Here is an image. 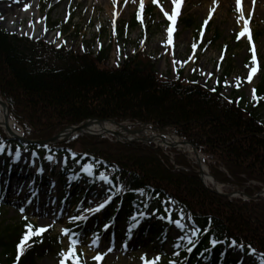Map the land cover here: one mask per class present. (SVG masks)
<instances>
[{
	"label": "trees",
	"instance_id": "obj_1",
	"mask_svg": "<svg viewBox=\"0 0 264 264\" xmlns=\"http://www.w3.org/2000/svg\"><path fill=\"white\" fill-rule=\"evenodd\" d=\"M109 53L100 49L97 54H74L44 41L19 38L0 27V94L7 99L12 115L25 129L27 138L49 139L89 117L169 124L207 155L210 172L220 182L237 185L249 196L264 187V76L255 88L256 97L262 99L249 101L237 92L229 97L223 95L219 85L213 91L193 80L185 83L182 78L163 80L149 61L133 67L126 62L117 68H107ZM93 143L110 151L100 150ZM52 149L68 157L75 153V159L81 161L82 166L89 164L93 157V165L99 172L116 168L118 203L113 205V210L108 209L92 220L72 222L71 229L80 236L96 233L105 236V226L112 225L113 219L118 218L133 228L144 222L141 229L144 236L163 239L165 227L154 221L153 215L146 218L145 211L157 202L153 213L166 217L171 214L173 219H179L181 207L175 212L166 210V204L174 200L189 207L192 224L194 221L203 233L193 253H187L184 248L176 249L180 255L171 259L176 264L181 261L184 264H241L232 257L229 245L213 248L211 238L235 239L247 249L248 245L256 246L264 254L263 197L230 199L211 192L201 181L183 191L179 186L182 178L188 181L199 177L192 171H173L168 155L137 142H111L103 136L79 135ZM176 158L177 165L187 166L181 153ZM162 160L174 180L168 184L171 189H166L167 181L159 183L158 175L153 172L156 167H150L157 164L162 167ZM120 185L125 186L123 192L119 191ZM140 188L148 190L147 200H135ZM126 190L130 191L123 195ZM194 196L203 198L204 204L196 207ZM5 223L0 224L3 250L0 264H16L18 245L27 232L26 225L35 224L31 221L18 225ZM63 237L49 233L33 236L19 264H38L37 258L54 251ZM159 264H169V260L164 258Z\"/></svg>",
	"mask_w": 264,
	"mask_h": 264
},
{
	"label": "rangeland",
	"instance_id": "obj_2",
	"mask_svg": "<svg viewBox=\"0 0 264 264\" xmlns=\"http://www.w3.org/2000/svg\"><path fill=\"white\" fill-rule=\"evenodd\" d=\"M38 1L36 5L38 10L33 15L36 13L39 16V31L41 34L37 37L21 34V37L44 41L49 46L61 47L80 55L86 53L95 54L100 49L107 50L110 52L109 61L105 65L107 68H116L126 62H129L130 66L133 67L141 62L147 64L149 61L156 69L158 77L163 80L174 81L182 78L184 83L193 80L210 89L218 85L217 81H219L221 88H223V95L229 97L237 92V94H243V97L249 101L254 100L252 90L264 76V8H261L262 6L264 7V0H255L254 6L252 0H243L244 17L248 19L250 16L249 27L253 38L251 43L246 36L239 35L244 27V22L239 19L240 13L235 10L237 7L236 0H215V3H213V0H184L181 15L177 18L175 30L172 33V43L168 42V28L171 22L164 16L161 8L154 4L152 0L144 2L142 20L138 15L140 0H106L107 2L109 1L108 4L111 9L118 5L120 10L117 11L114 9L111 11L107 10L104 6L105 0ZM158 2L169 13L175 7L172 0H158ZM8 4H11V0H0V27L4 30H6L4 24L8 22L7 18H4V10ZM206 20L207 23L205 24ZM34 21L35 18L24 16L19 19V22L15 21L14 25L25 29L32 25ZM12 34L18 36L17 33ZM193 44L196 45L195 49L192 47ZM252 44L256 46L260 71L249 82L247 76L253 66L251 64ZM238 84L240 85L239 87H237ZM0 96L2 97V95ZM167 105L170 106V102ZM13 121L15 120L13 119ZM123 121L128 124H149L150 129H152L150 130L151 133L157 131L166 136V132H172L176 136H181L169 124L164 125L151 121H130L128 119ZM15 125L20 132L21 129L17 124ZM153 126L157 127V130H153ZM134 127L136 128L137 125H134ZM138 127H141V125ZM145 133L148 134L146 131ZM15 138L17 137L10 139L14 140ZM108 140L111 142L116 141L114 137H108ZM189 141L193 143L191 140ZM137 143L148 145L154 150H160L166 157L168 155L173 171L178 172L181 170V172L185 171L188 173L192 171L199 177V180L197 178H189L188 181L182 178L179 186H182L183 191L189 190L190 187L193 188L194 184L200 183L199 181L205 186L203 183L204 179L199 174L200 167L190 154L181 151L179 148H171L167 145L159 146L156 141L149 144ZM193 144L198 150L197 145ZM23 145L25 146L27 143ZM93 145L100 150L110 151L102 145L95 143ZM19 152L21 156L16 163L15 169L12 170L9 190L6 192L7 198L10 196L14 198L17 195L18 199L16 198L15 201L8 199V204H5L2 199L3 202H0V224L6 221V225L7 223L18 225L31 221L37 227L52 225L49 228L51 229L49 234L56 236L57 234L61 235L65 228L72 227L73 224L69 220L71 216L85 215L90 219L93 215H104L108 209L113 210V206L109 204L108 207L98 213L93 214L89 211L90 208L98 207L99 204L104 203L109 198L106 192L108 193L109 189L113 190L114 188H112V185L110 188V185L101 181L99 177L95 179V170L91 176L82 174L81 176L75 175L71 179H66L67 176L59 175L61 170H66L64 169L65 160L62 156L56 158V161H54L55 166H53L54 171L51 172L52 161L47 159L46 156L42 157L38 153L35 155L33 150L26 147L19 150ZM178 153H181L186 158L187 166L176 164ZM199 153L203 163L207 164V155L201 151ZM8 154L6 151L0 154L3 155L0 158V168L3 165L2 161L6 158V160L10 159L7 156ZM12 158L13 160L16 159L15 154L12 155ZM94 160L92 159V161ZM161 162L163 164L162 167H158L161 166L159 164L150 167L152 169L156 167L153 172L158 175L159 178L157 180H159V183L167 181L168 183L166 182L167 186L165 187L166 189H171L168 184L169 182L173 183L174 180L169 176L170 168L164 165V160ZM25 163L27 164L24 165ZM41 163H43L42 166ZM165 167L167 168L163 169ZM69 168L74 173L79 171L76 163H69L67 169ZM39 171L43 175L41 178H48L46 181L48 184H45L43 188L40 186L37 190L36 185L38 186L39 183L36 181V176ZM157 171L159 174H157ZM4 172L5 170H2V173ZM105 174L113 178L114 170L107 168ZM210 174L213 175L212 172ZM213 176L222 188V192L227 193V198L231 199L242 195L244 200L250 199L249 195L242 192L244 190L240 191L235 185L220 182L215 175ZM157 180L153 179L152 181L156 182ZM90 183H95L93 186L95 187L94 192L89 188ZM114 184L116 185V183ZM20 185H22V188L18 189ZM70 187H74L73 189L80 190V192L81 189H84L82 191L87 192L88 197L82 199L84 202L82 201L81 205L76 199L65 203L66 199L64 198L69 196ZM205 187L207 188V186ZM146 191L148 190H142L138 197L145 199L147 196ZM262 191H264V187L258 190V192ZM38 193L41 195L35 204H29V207L25 208L24 201L27 197L24 198V195H38ZM184 196L187 197L188 195L184 194ZM261 197L264 198V195ZM41 199L44 200L43 203H39ZM194 200L196 207L204 204L203 198L194 196ZM172 202L169 203V207L171 209L173 207H176V209L181 207L184 214L183 222L191 227L193 214L189 211V207L187 205H179L174 200ZM157 204L155 203L152 207ZM21 207L24 208V213L19 211ZM152 207L148 209V213L153 212ZM39 208H47L48 213L46 215L36 214V209ZM25 216L27 219L24 218ZM162 217L158 213L154 221L161 225L168 224V227L164 230L166 234L163 239L159 240L155 236L152 239L151 236H144L138 231L132 232L133 235L129 237L130 239L126 238L128 226L125 223L119 224L118 220L116 222L117 225H114L113 231L115 230V232L113 234L109 232L108 238L101 239L100 248L92 246L94 236L91 234L81 239V243L77 246V252L82 256L86 264H97L93 257L96 256L97 252L107 251L108 247H112L113 250L104 256L100 264H143L142 255L148 259L159 256V262L164 258L169 261L175 259L173 258V253L176 249L173 245L177 242L178 236L185 235L187 229L182 231L174 224L167 223V220L165 218L162 219ZM187 234L191 235L190 232H187ZM114 235L115 239L112 240L111 238ZM147 239L148 241L144 242ZM125 243L127 244L126 248L124 247ZM180 243L186 244V241H180ZM69 247L70 240L68 237H63L55 246L54 251L37 258L38 264H60V252L67 251ZM251 248L257 250L255 257H253L252 253H246V249L242 250L239 247L228 248V250L232 257L242 264H260L262 251L257 249L256 246H251ZM2 251L0 248V256ZM67 264H71V261H68Z\"/></svg>",
	"mask_w": 264,
	"mask_h": 264
},
{
	"label": "snow or ice",
	"instance_id": "obj_3",
	"mask_svg": "<svg viewBox=\"0 0 264 264\" xmlns=\"http://www.w3.org/2000/svg\"><path fill=\"white\" fill-rule=\"evenodd\" d=\"M152 2L154 4H157V6L161 8V11L163 12L164 16L171 22L170 27L168 28V34H169L168 35V42L172 43V33L175 30L177 18L181 15V8H182V5L184 3V0H172V3L175 5V7L172 9L171 13H169L168 11H165L163 6L159 4L158 0H152ZM213 3H215V0H213ZM252 3L254 6L255 0H252ZM236 5H237V7L235 10L240 13L239 19L243 20V22H244V27L241 30V32L239 33V35L240 36H246L248 41L251 43L253 38H252L251 29L249 27L250 16L248 19H246L244 17L243 0H236ZM29 7H30V5L25 4L24 10H27ZM139 9H140V11H139L138 15L142 20L143 10H144V0H140ZM212 11H214V9H212ZM206 23H207V20L205 21V24ZM192 47H193V49H195L196 45L193 44ZM251 52H252L251 64L253 66L250 68L249 74L247 76V79L249 82H251L252 78L260 71V62L257 58V51H256L255 44H252ZM217 83H219V81H217ZM239 86L240 85L238 84L237 87H239ZM212 90L215 91V88H213ZM252 95L257 100L262 99L260 97H256V90L255 89L252 90ZM3 153H4V148L0 147V154H3ZM20 156H21V154L19 151L15 152V157L17 160L20 159ZM49 159H52V157H49ZM94 168H95V166L92 163H89V164L83 166V171L91 176L94 174ZM41 171H42V169H41ZM99 179L101 181L106 182L108 185L114 184V179L109 177L105 173H100ZM124 188H125L124 185H120L119 191L123 192ZM109 191H111V189H109ZM29 203H31V201H29ZM111 203H112V197L110 196L104 203L99 204L98 207L90 208L89 211L92 212L93 214L98 213V212L102 211L103 209H105L106 207H108V205ZM166 203H167V201H166ZM19 211L21 213H24L25 210L23 207H21L19 209ZM24 218L27 219L26 216ZM88 218L89 217H87L85 215H78V216H71L69 218V220H70V222H75V221L86 222L88 220ZM163 218H167L170 223H173L176 227H178L182 231L187 229V232L191 233V235H188L186 232L185 235L178 236L177 242L174 243L173 247L177 250L184 248L187 253H189V254L193 253L195 246H196V243L199 241L201 235L203 234L202 230L195 225L194 221H193V224L191 227H189V225L184 223L183 222L184 214L182 211H181V216L179 219H173L171 214L167 215V217H162V219ZM26 227H27V232L24 235V238L21 241V243L18 245L19 255L17 257L16 264H19L20 256L24 255L25 246H26L27 242L33 236H36V237L42 236L45 232H47L49 230V228L52 227V225H48L46 227L45 226L36 227V226L32 225L31 223H29L26 225ZM109 227H111V225H106L104 228V231H107ZM63 234H64V236L68 237V239L70 240V247L67 251H61L60 252V256H61L60 264H67L68 261H71V264H86V262L84 261L82 256L80 254H78V252H77V246L81 243L80 233H77L70 228H65L63 230ZM193 237H195L196 239L194 240ZM180 241H186V244H182V243H180ZM210 244L213 248H215L217 245H220V244L229 245L231 247H239L242 250L245 247L244 244H242V243L238 244V242L235 239H232L231 241H229V240H219L216 238H211ZM100 245H101V236L99 233H96V234H94V237L92 240V246L95 248H100ZM124 247L125 248L127 247L126 243H125ZM248 247H251V246L249 245ZM112 250H113L112 247H108L107 251L97 252L96 256H94L93 259L97 262V264H100V262L104 259V256H106ZM251 251H252L253 257H255L257 250L255 248H252ZM173 255L179 256L180 252L175 251L173 253ZM261 257L262 258H261L260 264H264V254H261ZM141 260L143 261V264H159L160 257L155 256L151 259H148L142 255ZM169 264H176V261L170 260ZM181 264H184V262L181 261Z\"/></svg>",
	"mask_w": 264,
	"mask_h": 264
},
{
	"label": "bare ground",
	"instance_id": "obj_4",
	"mask_svg": "<svg viewBox=\"0 0 264 264\" xmlns=\"http://www.w3.org/2000/svg\"><path fill=\"white\" fill-rule=\"evenodd\" d=\"M148 0H144L146 2ZM38 0H11V4H8L5 8V16L7 18V23L4 24L7 32L17 33V34H28L33 35L35 37L40 36L38 14H34L36 12ZM109 2V1H108ZM108 2L105 0L104 6L107 10H120L119 6L116 5L112 9L109 6ZM28 4L30 7L27 10H24V5ZM264 8L263 6L261 7ZM8 13V14H7ZM24 16H29L31 18H35V21L32 25L22 29L21 27L14 25L15 21L19 22V19ZM1 100V99H0ZM5 108H3L2 102H0V126H6L12 129V131H17L14 126V121L8 120L6 118ZM69 130V129H68ZM68 130L65 132L68 133ZM71 130V129H70ZM145 131L148 133L146 134ZM72 135H79V133H84L87 135L94 134L96 136H109L114 137L119 142H133V141H149V142H157L159 145L170 146L174 148H179L187 154H190L192 158H195V161L199 163L201 166L200 173L205 180L207 186L214 187V190H218V194L222 193V188L218 185L217 181L214 179L212 175H210L208 167L203 163L202 157H197L196 150L192 143L179 139L173 133H167L166 136L158 134L157 132L151 133L150 129L146 124H143L141 127L132 128L129 125L116 124L113 121H104L98 118L89 119L85 121L82 125L78 126V128L73 132ZM66 134L60 135L61 139H64ZM58 163V162H57ZM65 168V167H64ZM5 180V179H4ZM204 183V185H205ZM104 186V183H103ZM111 188V185H110ZM102 190V189H101ZM103 191V190H102ZM102 193L101 191H99ZM109 193V192H108ZM106 192V194L108 195ZM106 196V195H105ZM36 214L46 215L48 212L45 211L44 208H39L36 210Z\"/></svg>",
	"mask_w": 264,
	"mask_h": 264
},
{
	"label": "water",
	"instance_id": "obj_5",
	"mask_svg": "<svg viewBox=\"0 0 264 264\" xmlns=\"http://www.w3.org/2000/svg\"><path fill=\"white\" fill-rule=\"evenodd\" d=\"M0 102H2V104H3V108H5V110H7V114H9L10 113V108H8V104H7V102L5 101V100H3L2 98H1V100H0ZM89 119H95V118H89ZM101 120H103V119H101ZM105 121V120H104ZM106 121H113L114 123H116V124H121V123H118V122H116L115 120H113V119H111V120H106ZM83 123H81V124H79L78 126H80V125H82ZM125 125H128V124H126V123H124ZM78 126H70L67 130H68V133H66L65 131H63L62 133H60L59 135H57V137H60V135H63V134H66V136H64V138H67L68 139V137H70L72 134H73V132L78 128ZM130 126V125H129ZM71 129V130H70ZM57 137H55V138H53L54 140L57 138ZM214 190V189H213ZM215 191V190H214ZM215 192H218V190H216ZM219 193V192H218ZM224 194V193H223Z\"/></svg>",
	"mask_w": 264,
	"mask_h": 264
}]
</instances>
